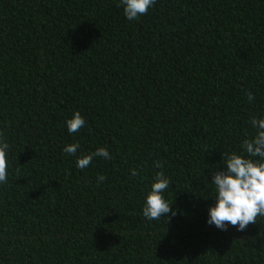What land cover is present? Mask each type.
<instances>
[{
	"label": "trees",
	"instance_id": "trees-1",
	"mask_svg": "<svg viewBox=\"0 0 264 264\" xmlns=\"http://www.w3.org/2000/svg\"><path fill=\"white\" fill-rule=\"evenodd\" d=\"M118 2L0 0V264H264V217L207 223L213 172L264 117V0ZM157 172L174 214L148 221Z\"/></svg>",
	"mask_w": 264,
	"mask_h": 264
},
{
	"label": "clouds",
	"instance_id": "clouds-1",
	"mask_svg": "<svg viewBox=\"0 0 264 264\" xmlns=\"http://www.w3.org/2000/svg\"><path fill=\"white\" fill-rule=\"evenodd\" d=\"M156 0H119L118 7L123 8L124 16L128 20H137L146 14ZM251 102L254 96L247 92ZM254 134L243 140L241 147L244 155L231 152L221 159L224 168L213 172L211 185L213 186L215 203L208 209L207 223L217 229L226 231L229 226H235L237 231H243L249 224L257 223L258 217H264V117L252 116L249 121ZM86 124L84 117L76 111L71 118L66 119L65 125L69 134L78 133ZM79 142L66 145L63 152L75 156L80 149ZM9 143L6 133L0 130V186L8 182L9 162L7 159ZM96 157L111 159L107 149L100 147L95 151L77 158L78 169L87 168ZM154 166L160 168L156 161ZM133 177L138 176L136 169L131 170ZM105 179L103 175L97 177V182ZM170 181L163 172H157L150 190L144 197L142 215L148 221L166 217L172 211V205L165 198Z\"/></svg>",
	"mask_w": 264,
	"mask_h": 264
}]
</instances>
